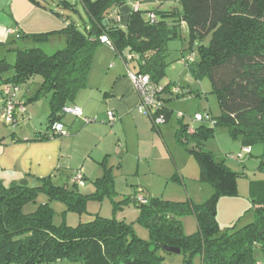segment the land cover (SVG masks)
Wrapping results in <instances>:
<instances>
[{
    "label": "trees",
    "instance_id": "1",
    "mask_svg": "<svg viewBox=\"0 0 264 264\" xmlns=\"http://www.w3.org/2000/svg\"><path fill=\"white\" fill-rule=\"evenodd\" d=\"M78 1L87 16L82 26L63 19L65 25L59 30L24 36L44 41L48 35L59 32L65 36L64 48L52 54L40 47L18 49L13 63L0 59V93L5 84L19 86L40 77L39 87L29 100L46 96L49 112L45 132L31 140L62 137L54 134L52 124L61 122L62 108L86 85L92 55L102 35L109 39L119 57L128 53L137 56L130 63L131 70L147 74L152 82L162 85L158 98L167 121L171 110L165 103L191 93L179 84L161 83L168 64L165 44L185 28L188 49L197 51V57L185 66L194 79H209L220 115L211 117L214 124L197 121L199 124L194 127L179 119L175 135L195 158L199 180L209 183L212 193L202 203L157 197L146 199L143 204L133 200L138 208L135 221L148 231L145 240L136 235L133 222L116 217L96 214L75 227L53 224L50 202H61L67 210L81 213L87 199L113 193L112 170L104 162L103 174L93 181L95 191L90 194L81 193L80 186L72 181L58 185L52 175L36 178L35 185L24 179L0 187V264H58L62 260L78 264H164L159 254L163 245L180 248L184 255L182 264H192L196 255L200 264H258L255 250L264 255V180L249 182L253 221L220 233L217 200L236 195L237 173L201 146L213 135L214 126H226L242 147L262 144L258 169L264 171V0H177L178 8L139 7L129 15L128 36L118 27V4L128 0ZM62 3L76 10L68 0ZM148 13L155 15L154 22L148 20ZM207 36L208 43H202ZM8 71L12 74L4 76ZM174 86L179 88L177 93L172 92ZM24 115L18 116L11 127L15 128ZM40 194L46 196L47 202L24 213V205L35 203ZM185 214H191L196 223V231L189 235L184 233L181 221Z\"/></svg>",
    "mask_w": 264,
    "mask_h": 264
},
{
    "label": "rangeland",
    "instance_id": "2",
    "mask_svg": "<svg viewBox=\"0 0 264 264\" xmlns=\"http://www.w3.org/2000/svg\"><path fill=\"white\" fill-rule=\"evenodd\" d=\"M68 2L74 5L76 10L66 8L62 0H0V18L4 17L12 21V23H4L0 20V59H6L8 62L13 63L16 52L21 47H40L47 54H52L56 50L64 48L65 36L59 32L48 35L44 41H33L28 36H24L26 34L49 32L53 29L59 30L65 25L63 19L72 21L79 27L87 22V16L81 3L78 0H68ZM173 2L174 0L163 1L164 9H171L170 7L174 5ZM12 13L14 16H11ZM180 33L177 38L170 39L165 44L168 64L165 67V76L161 83H176L183 86L184 90H190L191 93L181 98L173 97L165 103V107L171 110V113L167 121L160 124V127L164 128V139L160 138L162 147L160 146L159 154H162L163 157H160L157 148H155L154 161L147 162L140 156L142 161L139 163L136 161L133 164L132 159L125 157V162L120 170H114L111 166H108L112 169L113 193L110 196L104 195L100 199H87L84 211L81 213L67 210L61 202H50V206L54 211L52 218L54 225L65 223L68 226L75 227L79 223L90 221L96 214L106 218L116 217L127 222H133L136 235L147 240L149 237L147 229L135 221L138 208L133 200H135L138 189H141L140 193L146 199L151 197L168 201H185L189 199L195 203H202L210 197L212 193L210 184L199 180V167L195 158L184 145L178 142L175 133L176 128L179 126L178 114H184L181 119L182 123L194 127L199 124V122L192 121V117L196 112L208 114L210 117H217L220 115V108L216 95L211 93V84L207 77L199 80L192 77L191 81L186 79L187 68L181 63V60L187 59L191 54L196 58L197 51L194 49L193 52H190L188 49L185 28L181 29ZM208 41L209 36L205 37L202 43L207 44ZM130 66L133 68V64ZM11 74L12 72L8 71L4 76ZM30 81L20 86L21 92L27 91L25 96L31 98V95L39 86L40 77L35 76ZM31 102L32 100L29 102V106H31ZM33 103H35L34 119L37 125L45 128L49 112L48 98L46 96L41 97ZM1 114L0 137L3 135L8 137L14 130L18 132L20 128L25 129L28 127L27 124L30 120L27 115L23 118L19 117L18 125L12 128L2 122ZM68 118L67 116L64 120L67 121ZM146 118L150 120L148 117ZM156 133L158 134L157 131ZM147 138L145 137L141 141L144 147L150 145ZM84 142L85 140L80 139L81 144H84ZM134 144H136V141H134ZM165 144H168L171 155L168 153L169 151L167 152ZM241 147L239 140L232 138L228 128L223 125L214 126L213 135L206 139L201 146L203 150L210 151L216 160H223L227 167L237 173L236 195L221 196L217 200L216 219L220 233L232 231L253 221L254 214L251 210L249 182L264 180V171L258 169L259 156L263 149L262 144H252L250 154H245L240 160H234L228 156L231 153H238ZM112 159H116V157L114 156ZM135 160L137 159L135 158ZM149 166L154 167V169L151 171ZM95 179V176L84 179V185L79 187V191L83 194L93 193L95 187L92 181ZM56 180V184H62L66 177L63 175L59 180ZM45 202H47L46 196L40 194L35 203L25 204L22 211L24 213L32 212L37 204ZM181 221L186 235L196 231L195 219L191 214L183 215ZM159 254L163 256L164 264L183 263L184 255L182 253H169L162 249L159 250ZM255 255L258 264H264V255L261 250L256 249ZM192 263L198 264V257L195 256ZM58 264L78 263L62 260Z\"/></svg>",
    "mask_w": 264,
    "mask_h": 264
},
{
    "label": "crops",
    "instance_id": "3",
    "mask_svg": "<svg viewBox=\"0 0 264 264\" xmlns=\"http://www.w3.org/2000/svg\"><path fill=\"white\" fill-rule=\"evenodd\" d=\"M163 1L165 2V0H128L127 4L132 6L137 2L140 8L145 10L164 9ZM173 4L170 8H178L177 0H174ZM64 6L71 10L74 8L65 3ZM11 16H14L13 13ZM0 20L4 23H12L11 19L7 20L4 17ZM26 48L31 47H21V49ZM185 76L187 80L191 81L192 77L188 68ZM26 93L27 91L21 92L19 85L17 96L25 105V115L30 120L27 124L28 127L25 129L22 127L18 132L14 130L15 132H11L8 137L5 135L0 137V187H9L24 179L30 185H35L37 184L36 178L49 175L53 176L55 183L56 179L59 180L64 175L66 180L58 185L69 184L73 170H81L84 179L93 176L97 179L103 172L101 162H104L106 166H111L114 170H120L125 162V157L132 159L133 164L136 161L138 163L142 161L140 156L147 162H151L154 161L155 148L159 154L160 146L162 147L160 138L164 139V128L160 127L161 125L157 128L154 127L151 120L137 112L139 96L126 75L122 59L107 44L100 43L95 48L86 85L68 104L79 107L83 114L82 117L69 114L63 116L61 123L64 125L67 135L50 137L46 140H31L37 134H43L45 128L37 125L33 115L35 108L33 102L39 98L32 100L31 106H29L30 96L26 97ZM35 93L36 91L31 97ZM2 108L0 93V113H2ZM108 111H112L116 118L112 124H108ZM67 116L69 118L65 121ZM182 117L177 118L182 119ZM145 137H148L149 147H144L141 144ZM80 139L85 140L84 144L80 143ZM165 145L167 152L169 151L168 153L171 155L168 144ZM119 154H121L120 157ZM114 156L116 159H112ZM161 156L163 157L162 154ZM149 169L152 171L154 167L149 166ZM196 257L200 264V257L198 255Z\"/></svg>",
    "mask_w": 264,
    "mask_h": 264
},
{
    "label": "built area",
    "instance_id": "4",
    "mask_svg": "<svg viewBox=\"0 0 264 264\" xmlns=\"http://www.w3.org/2000/svg\"><path fill=\"white\" fill-rule=\"evenodd\" d=\"M139 7L140 6L137 2L133 3L131 6L132 10H137ZM147 17L151 23L155 21V15L153 13H148ZM100 43L107 44L112 47L109 39L105 35L100 37ZM136 58L137 56L132 53H128L124 58H121L126 68V75L139 96L136 110L138 113L148 117L155 126H159L166 121L165 115L160 111L162 102L158 98L160 92L162 91V85L152 82L147 74H139L131 70L130 63ZM193 59L194 56L191 54L187 59L181 60V62L186 64L187 62L193 61ZM18 90L19 86L12 84H5L1 90L3 97L1 119L2 122L8 126H13L17 117L25 113V105L17 96ZM178 91L179 88L177 86L172 88V92L177 93ZM62 112L75 117H82L83 114L79 107L70 105L64 106L62 108ZM182 116V114H178V117ZM107 119L108 124H112L116 120L112 111L107 112ZM192 121H208L210 124H214V121L208 114L201 113L194 114ZM52 130L56 135H67V131L64 129V125L61 122H54L52 124ZM191 130L192 129H189V131ZM249 152L250 148L243 146L238 153H231L228 154V156L234 160H240L245 154H249ZM71 181L78 186L84 185V177L81 170L72 171ZM140 191L141 189L137 190L138 193L135 196V202L143 204L146 202V198L142 196Z\"/></svg>",
    "mask_w": 264,
    "mask_h": 264
},
{
    "label": "water",
    "instance_id": "5",
    "mask_svg": "<svg viewBox=\"0 0 264 264\" xmlns=\"http://www.w3.org/2000/svg\"><path fill=\"white\" fill-rule=\"evenodd\" d=\"M131 11H132V8L129 4L124 3V2H120L118 4V12L121 16V24L118 27L126 36H128L127 25H128V19H129V15ZM104 23H105V20L103 21V24ZM162 249L166 252L175 253V254H180L181 252L180 248L178 247H172V246H166V245H163Z\"/></svg>",
    "mask_w": 264,
    "mask_h": 264
}]
</instances>
